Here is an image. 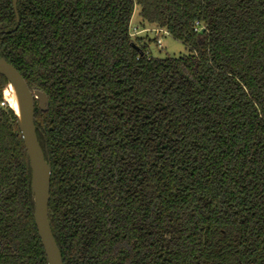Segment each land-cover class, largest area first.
<instances>
[{
  "label": "trees",
  "instance_id": "obj_1",
  "mask_svg": "<svg viewBox=\"0 0 264 264\" xmlns=\"http://www.w3.org/2000/svg\"><path fill=\"white\" fill-rule=\"evenodd\" d=\"M162 30L190 51L153 58ZM0 58L30 90L63 264H264V0H18ZM17 26L0 0V32ZM133 44L137 47L135 49ZM0 76V264H48Z\"/></svg>",
  "mask_w": 264,
  "mask_h": 264
},
{
  "label": "water",
  "instance_id": "obj_2",
  "mask_svg": "<svg viewBox=\"0 0 264 264\" xmlns=\"http://www.w3.org/2000/svg\"><path fill=\"white\" fill-rule=\"evenodd\" d=\"M17 3L18 0H13V8L17 16L16 28L12 31L0 32V34L10 33L18 28L20 19L17 13ZM133 47L137 49L134 44ZM0 76L6 79L7 88L9 86L14 88L18 100L19 114L10 108L17 118V124L29 158L34 221L41 244L48 264H63L62 253L53 235L49 220L52 168L39 143L35 125V105L38 104L41 112H47L49 108L48 97L46 93L38 89L30 90L23 76L3 58H0Z\"/></svg>",
  "mask_w": 264,
  "mask_h": 264
},
{
  "label": "rangeland",
  "instance_id": "obj_3",
  "mask_svg": "<svg viewBox=\"0 0 264 264\" xmlns=\"http://www.w3.org/2000/svg\"><path fill=\"white\" fill-rule=\"evenodd\" d=\"M140 17L138 8L135 9L133 19L131 21V32L135 28H140ZM138 39H143L148 43L149 53L153 58L159 59H179L190 54L189 49L180 41L173 39L169 35L160 36V45L157 44L156 32L148 31L137 35ZM5 100V96H4ZM6 101V100H5Z\"/></svg>",
  "mask_w": 264,
  "mask_h": 264
},
{
  "label": "bare ground",
  "instance_id": "obj_4",
  "mask_svg": "<svg viewBox=\"0 0 264 264\" xmlns=\"http://www.w3.org/2000/svg\"><path fill=\"white\" fill-rule=\"evenodd\" d=\"M5 100L11 108H13L17 114H19L18 100L13 87L9 86L5 90Z\"/></svg>",
  "mask_w": 264,
  "mask_h": 264
},
{
  "label": "built area",
  "instance_id": "obj_5",
  "mask_svg": "<svg viewBox=\"0 0 264 264\" xmlns=\"http://www.w3.org/2000/svg\"><path fill=\"white\" fill-rule=\"evenodd\" d=\"M148 31H151V32H156V39H157V44L160 45L161 41H160V36L163 34V35H166V33L162 30H148V29H145V30H139L138 28H135L132 32H131V37L134 38L136 37L138 34H141V33H148Z\"/></svg>",
  "mask_w": 264,
  "mask_h": 264
},
{
  "label": "crops",
  "instance_id": "obj_6",
  "mask_svg": "<svg viewBox=\"0 0 264 264\" xmlns=\"http://www.w3.org/2000/svg\"><path fill=\"white\" fill-rule=\"evenodd\" d=\"M139 30H140V28H139Z\"/></svg>",
  "mask_w": 264,
  "mask_h": 264
}]
</instances>
